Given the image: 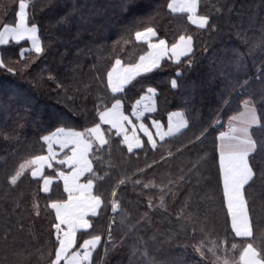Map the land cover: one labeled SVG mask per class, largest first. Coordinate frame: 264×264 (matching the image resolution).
Masks as SVG:
<instances>
[{"label":"trees","instance_id":"1","mask_svg":"<svg viewBox=\"0 0 264 264\" xmlns=\"http://www.w3.org/2000/svg\"><path fill=\"white\" fill-rule=\"evenodd\" d=\"M167 3L29 0V23L38 25L45 52L37 55L28 51L21 57L19 50L25 43L0 46V56L7 66L17 69L13 75L0 68V264H47V252L54 247L50 224L55 222L47 202L62 194L61 182H54L50 193H43L39 181L30 174L11 187L6 176L22 158L45 151L40 136L57 126L79 130L96 121V106H110L112 94L105 83L106 71L115 59L113 53L119 54L123 63H134L146 51V45L130 33L149 25L169 44L181 32L192 34L194 53L189 59L194 63L186 67L183 58L182 62L164 59L159 68L136 77L115 98L123 99L129 112L148 87L155 88L152 118L165 122L170 111L183 110L190 126L158 143L155 150L146 146L128 153L113 135L110 145L95 152L94 169L101 176L109 174L97 189L107 203L92 218L93 228L78 236L82 242L88 235L99 234L103 240L106 234L93 252L92 264H213L214 257L206 248L205 257H201L194 246L202 239L210 246L213 239L219 243L234 235L230 234L222 200L216 137L225 129L228 116L240 110L238 105L244 99L233 83L248 79L253 87H259L255 77L261 75L258 70L264 66V47L260 46L264 41V0H199V13L209 15L215 25L206 29L192 25L186 14L172 13ZM17 9L18 0H0V27L15 23ZM239 53L244 56L242 62L238 61ZM25 64L29 67L20 71ZM178 68L182 75L177 73ZM50 74L54 79H49ZM173 78L178 80L176 87L171 85ZM17 93L27 97L30 105L20 102ZM190 98H194V104L185 103ZM205 128L207 134L197 140ZM168 152L172 153L170 157ZM98 156L103 159L97 160ZM45 174L54 172L46 168ZM121 178L126 179L117 189L121 209L113 213L112 188ZM135 180L167 185L165 207L149 208L148 198H155V202L162 194L160 188L145 189L143 183L135 185ZM246 195L254 233L259 237L264 232V183L257 179L246 189ZM34 201L39 203V215L33 208ZM182 207L185 214L189 210L193 213L194 224L177 218ZM202 225L207 236L200 231ZM233 242L245 241L229 238L227 246L230 248Z\"/></svg>","mask_w":264,"mask_h":264},{"label":"snow or ice","instance_id":"2","mask_svg":"<svg viewBox=\"0 0 264 264\" xmlns=\"http://www.w3.org/2000/svg\"><path fill=\"white\" fill-rule=\"evenodd\" d=\"M131 7V4L128 5ZM167 8L172 13L186 14L187 21L199 29L215 28L211 24L210 16L200 14L199 0H168ZM29 0H18V9L15 12V23H4L0 27V46H6L10 42L19 44L29 41L30 48L20 49L23 57L25 51H34L37 55L45 52L39 35L38 25L29 23ZM135 24V22H133ZM242 27V25H241ZM137 42H146L147 51L142 53L135 63H123L119 54L113 53L115 59L111 67L106 71L105 89L112 94L110 106L108 103H100L96 106L97 119L90 127L77 129L74 127L57 126L54 130L40 136V141L46 146V150L40 154L22 158L6 176L8 185L15 186L25 176H30L39 181L43 193H50L55 183L62 182L61 198L51 199L47 207L54 211V223L50 228L54 235V247L47 252V264H92L93 252L101 242V235H88L83 238L78 233H87L93 228V219L98 216L99 209L107 202L98 186L109 174L103 176L94 169L93 155L103 151L104 146L111 144L113 135L124 146L128 153L142 151L146 146L155 150L158 143L165 142L166 138L174 137L186 130L189 120L186 111L177 110L168 113L166 128L159 120H151V126L144 123L145 113L151 112L155 106L156 89L148 87L147 90L131 104V111H125L123 99L115 98L122 95L131 86L134 79L141 74H147L161 66V61L167 58L169 61L183 62L186 67L194 63L189 59L194 53V38L192 34L181 32L174 42H169L157 34L153 26L137 27L130 33ZM130 43V41H125ZM264 47V41H261ZM238 61L242 62L244 56L237 54ZM28 64L23 66L24 69ZM0 68L8 73L16 74V68H9L5 60L0 56ZM261 75L255 77L259 80V87H253L251 81L245 79L236 81L232 87H239L244 99L240 101L239 111L228 116V126L219 131L216 137V156L218 157V178L222 185V200L226 205V215L230 220V236L211 241V245H205L202 239L194 246V250L201 257L207 252L214 257L213 264H264V232L257 237L254 233V222L250 211L246 189L259 179L264 183V66L258 70ZM182 75V70L177 69ZM49 79H54L50 74ZM102 83L104 79L102 78ZM178 80L173 78L171 85L176 87ZM57 87H63L57 84ZM10 91L15 92V89ZM20 102L29 104L27 97L17 93ZM106 97H98L105 100ZM186 104H194V98H190ZM226 104L230 101H225ZM217 126L220 121L214 122ZM107 126V127H104ZM208 129L205 128L197 140L205 136ZM146 139H144V138ZM167 156L172 153L168 152ZM102 160V156L96 157ZM161 159H164L162 156ZM201 160L203 157L200 158ZM198 163L193 165V169ZM53 170L54 174H45V169ZM142 172L143 170H138ZM181 180L183 177L180 178ZM126 183L125 178L116 181L112 188L111 208L113 213L121 209V202L117 198V189ZM140 185L141 180L133 181ZM172 181L169 180V184ZM145 189L159 187L161 195L155 200L148 198L147 206L165 207L167 185L157 186L155 182L143 183ZM190 200V197H189ZM187 206V202H186ZM33 208L39 215V203L34 201ZM193 213L189 210L185 214V207L177 212V218L186 222L192 221ZM146 218V214H145ZM114 221L110 223L111 229ZM194 224V222H193ZM184 227V225H181ZM196 227L192 232L195 234ZM201 233L208 235L205 226L200 227ZM240 238L244 243L233 242L227 246L228 239ZM111 241V231H109ZM219 253V254H218ZM146 255V253H145ZM44 258V253H41Z\"/></svg>","mask_w":264,"mask_h":264},{"label":"crops","instance_id":"3","mask_svg":"<svg viewBox=\"0 0 264 264\" xmlns=\"http://www.w3.org/2000/svg\"><path fill=\"white\" fill-rule=\"evenodd\" d=\"M23 43H25V46H23L22 48H25V49H28V48H30V42L29 41H22ZM22 42H20V43H22ZM10 43H15V42H10ZM139 43H144L145 45H146V51H147V44H146V42H139ZM170 45V44H169ZM28 51H25V53H27ZM24 53V54H25ZM19 54H20V50H19ZM21 56V55H20ZM139 58V57H138ZM164 59H167V58H164ZM163 59V60H164ZM138 60V59H137ZM136 60V61H137ZM162 60V61H163ZM135 61V62H136ZM161 61V62H162ZM134 62V63H135ZM174 62V61H173ZM142 75V74H141ZM147 90V89H146ZM156 94H157V91H156ZM156 94H155V101H156ZM130 111H131V109H130ZM129 111V112H130ZM156 111V103H155V106H154V108H153V110L151 111V112H146L145 113V118H144V123H146V124H149V126H151V120H153V118H152V116H153V114H154V112ZM174 111H177V110H174ZM170 112H173V111H170ZM167 118H168V114H167V116H166V120H165V122H162V124L164 125V127L166 128V126H167ZM227 126H228V119H227V122H226V128H227ZM225 128V129H226ZM224 129V130H225ZM183 131V130H182ZM223 131V130H222ZM142 138H144V137H142ZM144 139H146V138H144ZM150 147V146H149ZM45 150H46V146H45ZM62 183V182H61ZM101 241H102V237H101ZM101 244V242L97 245V247L99 246Z\"/></svg>","mask_w":264,"mask_h":264},{"label":"rangeland","instance_id":"4","mask_svg":"<svg viewBox=\"0 0 264 264\" xmlns=\"http://www.w3.org/2000/svg\"><path fill=\"white\" fill-rule=\"evenodd\" d=\"M225 128H226V127H225ZM111 211H113L112 208H111ZM105 238H106V234L104 235V239H105ZM104 239L102 240V242H104Z\"/></svg>","mask_w":264,"mask_h":264}]
</instances>
